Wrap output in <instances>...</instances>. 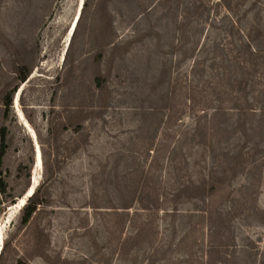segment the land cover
Instances as JSON below:
<instances>
[{
    "label": "rangeland",
    "instance_id": "obj_1",
    "mask_svg": "<svg viewBox=\"0 0 264 264\" xmlns=\"http://www.w3.org/2000/svg\"><path fill=\"white\" fill-rule=\"evenodd\" d=\"M231 7L0 0V264H264V0Z\"/></svg>",
    "mask_w": 264,
    "mask_h": 264
},
{
    "label": "trees",
    "instance_id": "obj_2",
    "mask_svg": "<svg viewBox=\"0 0 264 264\" xmlns=\"http://www.w3.org/2000/svg\"><path fill=\"white\" fill-rule=\"evenodd\" d=\"M234 0H221L222 5L232 14V3ZM86 4V2H85ZM252 22H251V27L254 29V26L262 25V30H260V33L256 35V37H253L255 41V47L257 50H262L264 47L262 46V43H264V22L256 19V17H252ZM248 32V31H247ZM249 34L251 33L250 31L248 32ZM249 34L246 36V39L249 40ZM250 47H252L250 45ZM30 74L29 68L26 66L22 65L19 67L18 71V78L20 80V83H23L27 80L28 76ZM97 84L102 87V77H97L96 78ZM17 88V87H16ZM16 88L13 91H10L6 94L5 96V112L8 114L9 109L12 106L13 103V95L14 92L16 91ZM240 122V121H239ZM238 122V123H239ZM0 134H1V139H0V194H5L8 190V184L6 182V179L3 175V164H4V157L6 155L7 149H8V142H7V137H8V129L6 126H3L0 129ZM230 170H233L235 173L237 172L235 169V165H230L229 166ZM213 186V185H212ZM199 189L200 185H196ZM205 194V193H204ZM16 203V202H14ZM46 203V200H44L41 195L39 190H34V192L28 197L25 205L23 206V223L26 224L28 223L31 218L40 210V207ZM17 264H27L24 261H19Z\"/></svg>",
    "mask_w": 264,
    "mask_h": 264
},
{
    "label": "water",
    "instance_id": "obj_3",
    "mask_svg": "<svg viewBox=\"0 0 264 264\" xmlns=\"http://www.w3.org/2000/svg\"><path fill=\"white\" fill-rule=\"evenodd\" d=\"M36 158H37V155H36ZM34 190H35V189H33V191H32L31 193H33V192H34Z\"/></svg>",
    "mask_w": 264,
    "mask_h": 264
},
{
    "label": "bare ground",
    "instance_id": "obj_4",
    "mask_svg": "<svg viewBox=\"0 0 264 264\" xmlns=\"http://www.w3.org/2000/svg\"><path fill=\"white\" fill-rule=\"evenodd\" d=\"M32 191H33V189H32ZM32 191H31V192H32ZM31 194H32V193H31Z\"/></svg>",
    "mask_w": 264,
    "mask_h": 264
}]
</instances>
